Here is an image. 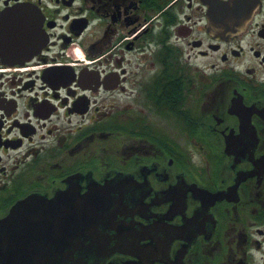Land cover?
<instances>
[{
	"label": "flooded vegetation",
	"instance_id": "1",
	"mask_svg": "<svg viewBox=\"0 0 264 264\" xmlns=\"http://www.w3.org/2000/svg\"><path fill=\"white\" fill-rule=\"evenodd\" d=\"M0 29V264L47 223L82 264H264V0H0Z\"/></svg>",
	"mask_w": 264,
	"mask_h": 264
},
{
	"label": "water",
	"instance_id": "2",
	"mask_svg": "<svg viewBox=\"0 0 264 264\" xmlns=\"http://www.w3.org/2000/svg\"><path fill=\"white\" fill-rule=\"evenodd\" d=\"M13 12H6L3 14L4 17H10V14H12ZM2 30V29H0ZM82 200V199H80ZM79 200V212L81 211H86L89 210L88 206L85 205L84 202ZM45 200L39 198V197H28L24 200H21L17 206H19V209L22 210H27L30 208H36V209H49V206L47 207V204H49V202H44ZM85 202H88L85 201ZM53 204L55 203L52 202ZM83 203V204H81ZM32 205L34 207H32ZM9 218H12V214L10 216L5 217L4 219L0 220V245L4 242L5 243V238L4 235H8L10 234V228L13 227L15 224H9ZM19 226L23 227V225L19 224ZM32 226H37V233L39 234L40 232V228H41V234L44 235L43 238L41 239H37V243H41L45 244V250L46 251V255L44 256H37L31 257L32 260V264H36L33 263V261H37L38 264H82V261L86 260L85 257L83 256H79V257H74L69 255L66 252H60V251H64V250H72L75 248H79V249H83L82 247H87V244H84V242H82L81 240V235L78 238V240L75 242L74 239H72L70 233L71 230L65 231V228H70L72 229V226H64V225H58V224H40L39 225H33ZM87 227H89V224H86ZM82 225L79 224L78 228H81ZM74 228V227H73ZM85 234L87 235L88 233L85 232ZM86 237V236H84ZM78 242V244H77ZM75 243V246H74ZM37 249H39V245L36 246ZM42 248V247H41ZM52 252V253H51ZM42 259L44 260L43 262H39V260L42 261Z\"/></svg>",
	"mask_w": 264,
	"mask_h": 264
}]
</instances>
